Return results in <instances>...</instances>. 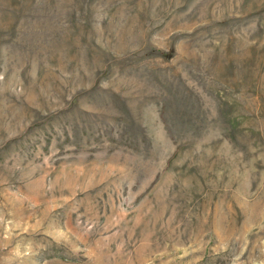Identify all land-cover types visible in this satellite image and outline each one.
Segmentation results:
<instances>
[{"label": "rangeland", "instance_id": "rangeland-1", "mask_svg": "<svg viewBox=\"0 0 264 264\" xmlns=\"http://www.w3.org/2000/svg\"><path fill=\"white\" fill-rule=\"evenodd\" d=\"M0 264H264V0H0Z\"/></svg>", "mask_w": 264, "mask_h": 264}]
</instances>
